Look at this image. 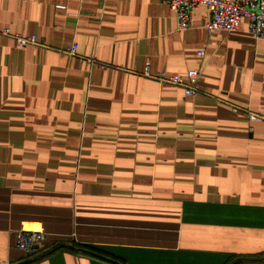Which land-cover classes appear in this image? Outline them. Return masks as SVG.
I'll return each mask as SVG.
<instances>
[{"label":"crops","instance_id":"1","mask_svg":"<svg viewBox=\"0 0 264 264\" xmlns=\"http://www.w3.org/2000/svg\"><path fill=\"white\" fill-rule=\"evenodd\" d=\"M209 20L180 32L166 0H0V33L42 44L0 34V264H264V122L248 118L264 40ZM195 69L196 98L144 76ZM23 223L46 234L33 258Z\"/></svg>","mask_w":264,"mask_h":264},{"label":"built area","instance_id":"2","mask_svg":"<svg viewBox=\"0 0 264 264\" xmlns=\"http://www.w3.org/2000/svg\"><path fill=\"white\" fill-rule=\"evenodd\" d=\"M175 13L177 29L185 32L193 26L196 11L200 7H206L210 13V20L205 28L209 34L223 32L230 34L236 32L243 19L248 20V29L251 36L256 41L264 40V0H166ZM6 37H12L19 47L41 46L42 44L35 36L22 37L12 35L10 31L4 30L0 33ZM67 54L77 57L78 46L73 44L67 50ZM199 58H203L205 53H197ZM88 63L93 64L94 60ZM144 76L158 81L160 84H169L180 87L189 97L196 98L201 94L199 81L201 78L200 70H191L186 76H170L161 73L152 76L147 70ZM251 123L264 122L263 115L248 113ZM46 234L43 227L38 223H23L17 234L16 247L18 250L27 254L30 258L37 255L39 248L43 245Z\"/></svg>","mask_w":264,"mask_h":264},{"label":"water","instance_id":"3","mask_svg":"<svg viewBox=\"0 0 264 264\" xmlns=\"http://www.w3.org/2000/svg\"><path fill=\"white\" fill-rule=\"evenodd\" d=\"M71 249L76 250L74 247L71 248ZM77 251H79L80 253H83V254H85V255H89V256L95 257V258H97V259L103 260V261H105V262L111 263V264H119V263H117V262H114V261H112V260H109V259H107V258H104V257H102V256H100V255H97V254L91 253V252L86 251V250H77ZM262 260H264V258H262Z\"/></svg>","mask_w":264,"mask_h":264}]
</instances>
